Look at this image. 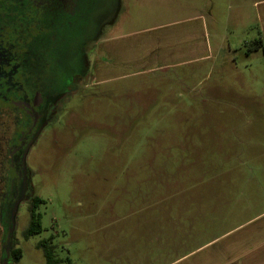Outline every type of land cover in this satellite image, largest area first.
I'll list each match as a JSON object with an SVG mask.
<instances>
[{
    "label": "rangeland",
    "instance_id": "374dc122",
    "mask_svg": "<svg viewBox=\"0 0 264 264\" xmlns=\"http://www.w3.org/2000/svg\"><path fill=\"white\" fill-rule=\"evenodd\" d=\"M102 1L86 0L64 18V38L89 46L75 91L25 156L31 191L11 202L13 245L22 250L14 264H46L38 248L43 241L54 247L58 264H123L119 255L134 241L135 224L150 223L158 207L174 206L178 200L169 196L189 190L186 179L230 175L234 161L252 156L241 152L242 144L263 142L262 0ZM98 8L103 13L92 32L87 16ZM200 14L205 37L195 40L207 43L208 55L186 62V51L173 47L183 46L185 36L171 37ZM258 40L262 47L255 48ZM104 43L122 50L125 63L103 73ZM8 172L4 144L0 264ZM31 197L43 201L37 209L42 232L25 240ZM147 257L144 251L135 263L129 255L131 264L153 263Z\"/></svg>",
    "mask_w": 264,
    "mask_h": 264
},
{
    "label": "crops",
    "instance_id": "0c3cea01",
    "mask_svg": "<svg viewBox=\"0 0 264 264\" xmlns=\"http://www.w3.org/2000/svg\"><path fill=\"white\" fill-rule=\"evenodd\" d=\"M259 8L264 37V0ZM203 19V14L190 19L182 33L171 37L174 42L185 36L183 46L173 47L186 51V62L208 55L207 43L195 40L203 35ZM111 45L104 43L101 49L103 73L125 63L124 52ZM156 54L153 62L159 63ZM242 145L241 152L252 156L234 161L230 175L186 179L189 190L169 196L177 198L174 206L158 207L150 223L135 224L134 241L119 255L122 263L131 264L130 254L137 263L145 251L155 264H264V138L261 144Z\"/></svg>",
    "mask_w": 264,
    "mask_h": 264
},
{
    "label": "flooded vegetation",
    "instance_id": "af4514ba",
    "mask_svg": "<svg viewBox=\"0 0 264 264\" xmlns=\"http://www.w3.org/2000/svg\"><path fill=\"white\" fill-rule=\"evenodd\" d=\"M85 1L0 0V145L8 150L7 202L3 204L8 226L11 202L31 191L24 166L29 147L80 82V62L89 40L81 45L68 41L63 30L64 18L76 15ZM102 13L98 8L87 16L92 32Z\"/></svg>",
    "mask_w": 264,
    "mask_h": 264
},
{
    "label": "trees",
    "instance_id": "16d2710c",
    "mask_svg": "<svg viewBox=\"0 0 264 264\" xmlns=\"http://www.w3.org/2000/svg\"><path fill=\"white\" fill-rule=\"evenodd\" d=\"M255 48L262 47V41L258 40L253 44ZM43 201L38 197H32L30 199L28 211L30 214L28 227L23 231V237L25 240H28L30 237L39 235L42 232L41 225V216L37 214V209L39 205H41ZM2 207V206H1ZM1 222L4 224L5 233L8 231V223H6V213L2 210L1 213ZM6 242V237L4 239ZM10 252L9 264L18 263L22 259V250L20 248H16V244ZM38 248L43 250L44 257L46 259V264H58V261L54 259V247L47 241L40 242L38 244ZM3 257H6L5 251H3Z\"/></svg>",
    "mask_w": 264,
    "mask_h": 264
},
{
    "label": "water",
    "instance_id": "95a60500",
    "mask_svg": "<svg viewBox=\"0 0 264 264\" xmlns=\"http://www.w3.org/2000/svg\"><path fill=\"white\" fill-rule=\"evenodd\" d=\"M13 219L10 220L9 226H8V231L6 235V242L3 247V250L6 253V257L3 259L1 264H9V259H10V252L13 246V229H14V223Z\"/></svg>",
    "mask_w": 264,
    "mask_h": 264
}]
</instances>
